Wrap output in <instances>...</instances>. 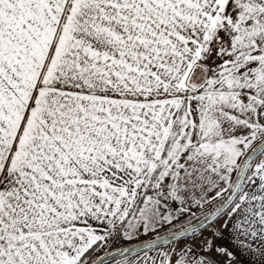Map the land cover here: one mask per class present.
<instances>
[{
    "label": "snow or ice",
    "instance_id": "obj_1",
    "mask_svg": "<svg viewBox=\"0 0 264 264\" xmlns=\"http://www.w3.org/2000/svg\"><path fill=\"white\" fill-rule=\"evenodd\" d=\"M0 264H264V0H0Z\"/></svg>",
    "mask_w": 264,
    "mask_h": 264
}]
</instances>
